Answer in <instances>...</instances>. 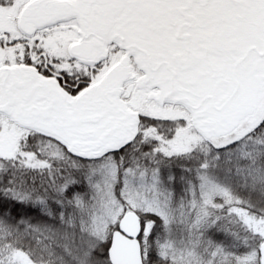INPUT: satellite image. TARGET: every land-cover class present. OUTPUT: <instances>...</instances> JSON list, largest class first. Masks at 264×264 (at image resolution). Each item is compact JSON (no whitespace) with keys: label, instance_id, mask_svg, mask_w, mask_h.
<instances>
[{"label":"snow or ice","instance_id":"snow-or-ice-1","mask_svg":"<svg viewBox=\"0 0 264 264\" xmlns=\"http://www.w3.org/2000/svg\"><path fill=\"white\" fill-rule=\"evenodd\" d=\"M0 264H264V0H0Z\"/></svg>","mask_w":264,"mask_h":264}]
</instances>
